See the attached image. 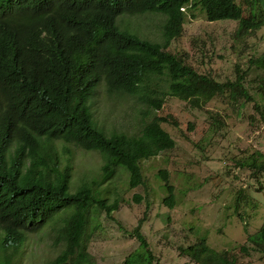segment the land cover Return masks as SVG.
<instances>
[{
  "label": "trees",
  "instance_id": "16d2710c",
  "mask_svg": "<svg viewBox=\"0 0 264 264\" xmlns=\"http://www.w3.org/2000/svg\"><path fill=\"white\" fill-rule=\"evenodd\" d=\"M196 6L209 21L238 20V35L260 23L236 0H0V264H17L24 231L48 221L56 224V239L62 244L42 264H96L88 251L91 212H110L119 200L105 203L97 180L70 189L72 152L67 144L98 151L103 177L122 166L130 187L144 182L141 159L175 145L162 125L176 123L169 115L153 116L132 134L108 133L99 126L89 101L101 80L109 95L138 94L155 108L162 105L163 94L193 108L227 95L241 107L253 102L263 114L264 75L253 95L242 75L218 80L168 49L169 41L182 33L186 8ZM145 11L164 15L163 43L117 23L123 13ZM250 61L264 70V52ZM158 79L165 87H155ZM221 123L213 116L212 130ZM240 164L259 178L264 152H252ZM158 176L164 187L162 202L172 207L176 197L168 170L159 168ZM227 206L243 220L249 199L242 186ZM135 232L138 246L122 264H159L138 227ZM181 250L199 264H239L233 252L215 250L204 239ZM239 250L244 255L255 251L264 259V219Z\"/></svg>",
  "mask_w": 264,
  "mask_h": 264
},
{
  "label": "rangeland",
  "instance_id": "374dc122",
  "mask_svg": "<svg viewBox=\"0 0 264 264\" xmlns=\"http://www.w3.org/2000/svg\"><path fill=\"white\" fill-rule=\"evenodd\" d=\"M236 1L260 22L250 32L238 35V20L209 21L198 6L188 7L182 33L169 41L168 49L184 54L198 71L218 80H235L242 75V83L255 95L264 70L250 59L264 52V0ZM164 20L160 12L145 11L123 13L117 23L141 37L163 43ZM155 87L160 89L165 83L158 79ZM89 103L94 119L108 133H138L142 123L155 115H169L176 120L175 124L162 123L175 145L140 160L144 182L134 187L128 185L129 174L122 166L103 177V158L98 151L67 144L72 152L70 189L97 180V188L102 190L98 195L105 203L119 200L110 212L103 208L91 212L88 251L96 264H122L125 255L138 246L136 227L159 264H199L181 250L199 239L215 250L233 252L239 264H264L259 253L244 255L239 250L246 235L255 232L264 219V173L252 177L251 168L240 164L250 153L264 152V103L262 114L254 109L253 102L241 107L227 95H216L204 107L193 108L185 100L163 94L162 105L155 108L138 94L109 95L104 80ZM213 116L222 120L215 130L211 128ZM58 146L61 151L60 142ZM61 158L64 162L63 155ZM159 168L168 170L174 184L176 201L172 207L162 202L164 187ZM241 186L249 199L243 220L227 206ZM50 222L37 230L24 231L17 264H42L61 248L62 241L56 239L57 226Z\"/></svg>",
  "mask_w": 264,
  "mask_h": 264
}]
</instances>
